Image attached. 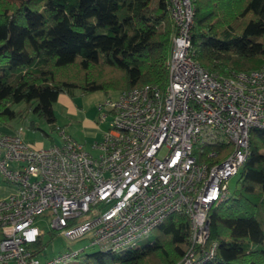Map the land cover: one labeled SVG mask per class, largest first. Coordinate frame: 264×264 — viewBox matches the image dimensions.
<instances>
[{"label": "built area", "instance_id": "1", "mask_svg": "<svg viewBox=\"0 0 264 264\" xmlns=\"http://www.w3.org/2000/svg\"><path fill=\"white\" fill-rule=\"evenodd\" d=\"M168 9L174 32L167 83L107 93L97 104L107 127L91 144L96 153L62 127L60 141L46 147L18 132L0 134V175L16 186L0 199V264H64L82 252L33 254L27 246L40 234L35 218L46 211L51 229L69 239L89 235L98 250L111 252L136 245L169 214L182 212L188 244L174 264L214 255L209 209L228 197L250 129L264 127V64L230 75L205 69L191 52V0H169ZM215 143L230 149L202 152Z\"/></svg>", "mask_w": 264, "mask_h": 264}, {"label": "trees", "instance_id": "2", "mask_svg": "<svg viewBox=\"0 0 264 264\" xmlns=\"http://www.w3.org/2000/svg\"><path fill=\"white\" fill-rule=\"evenodd\" d=\"M191 3V52L198 64L221 75L264 64V0ZM168 4L0 0V123L15 118L13 104L23 102L44 119L48 130H40L51 137L59 128L53 106L60 93H108L144 84L164 89L174 32ZM202 147L205 154L222 153L230 144ZM239 174V185L209 209L208 244L216 242L215 253L196 264H264V127L250 129ZM188 235L187 215L173 212L136 245L79 253L77 264H174ZM48 242L39 234L27 247L38 255Z\"/></svg>", "mask_w": 264, "mask_h": 264}, {"label": "rangeland", "instance_id": "3", "mask_svg": "<svg viewBox=\"0 0 264 264\" xmlns=\"http://www.w3.org/2000/svg\"><path fill=\"white\" fill-rule=\"evenodd\" d=\"M79 91L78 88H74L73 91ZM119 90H110L108 93L117 92ZM80 93V92H79ZM107 93H104L102 90H95L92 92H88L81 95L79 94V97L74 98L75 102H79L82 104L84 109L88 112L94 113V119L98 123L100 127H107L106 121H101L97 118V104L105 99V95ZM14 109L20 108V114L18 113L17 116L13 119L14 126L19 129L20 134L22 135L23 139L27 142H37L42 141L45 142L46 138L54 139L55 141L58 140V134L56 132L51 133V137H47L42 133L40 128H43L45 130H48V126L45 123L44 119L37 116L31 111L26 110V106L23 102L15 103L13 104ZM53 108H59V102L56 101L54 103ZM26 110V111H24ZM56 112L58 111L55 109ZM24 112L25 114L28 113V115L24 118L21 116V112ZM18 112V111H17ZM100 140V139H99ZM96 141V140H95ZM98 141V140H97ZM238 173L234 176H232L228 180V189L229 194H231L232 190L239 185V174ZM47 212H44L42 214H39L35 218V224L37 225L38 229L40 230V237L43 240V242L49 241L48 245L45 249H43L38 255L40 259H45L52 257L56 254L63 253L66 251H74L76 249H80L83 247V250L81 253H90L92 251L98 250V246L91 244V237L88 235L86 237L77 238V239H69L65 237L60 230H54L51 229L50 220L51 217L47 215ZM88 214H85L80 217V219H83L87 217ZM50 231H53V235ZM77 257H71L68 261H66L64 264H77ZM177 262V261H176ZM6 264H16L14 261H10Z\"/></svg>", "mask_w": 264, "mask_h": 264}, {"label": "crops", "instance_id": "4", "mask_svg": "<svg viewBox=\"0 0 264 264\" xmlns=\"http://www.w3.org/2000/svg\"><path fill=\"white\" fill-rule=\"evenodd\" d=\"M80 91H72L73 95L68 93H60L57 97L59 102V108L54 109L55 124L58 127L64 128L71 137L81 142L83 146L90 152L96 153V150L91 147V144L96 140L101 139L105 127H100L94 119V113L88 112L84 109L82 104L75 102L76 97H79ZM20 114V108L15 109ZM20 110V111H19ZM26 111V110H24ZM28 113L21 112L22 117H26ZM98 118V112H97ZM14 119V118H13ZM9 120L6 123H0V134L9 132H19V129L14 126V122ZM57 133V132H56ZM21 135V134H20ZM22 136V135H21ZM48 137V136H47ZM23 138V137H22ZM60 141L59 135L58 140L46 138L45 142L37 141L32 142L37 147H46L52 143H58ZM16 189L13 183L8 182L0 175V199L5 198Z\"/></svg>", "mask_w": 264, "mask_h": 264}, {"label": "bare ground", "instance_id": "5", "mask_svg": "<svg viewBox=\"0 0 264 264\" xmlns=\"http://www.w3.org/2000/svg\"><path fill=\"white\" fill-rule=\"evenodd\" d=\"M260 128V127H259Z\"/></svg>", "mask_w": 264, "mask_h": 264}]
</instances>
